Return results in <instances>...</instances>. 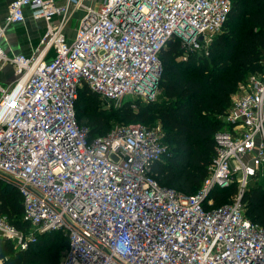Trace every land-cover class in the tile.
<instances>
[{
    "label": "built area",
    "instance_id": "built-area-1",
    "mask_svg": "<svg viewBox=\"0 0 264 264\" xmlns=\"http://www.w3.org/2000/svg\"><path fill=\"white\" fill-rule=\"evenodd\" d=\"M231 7V0L98 7L12 0L0 24V71L11 64L16 75L0 86V179L23 196L28 228L0 214V238L24 250L40 234L62 231L68 245L60 264H264V226L246 217L243 201L249 181L264 172V72L250 74L221 115L227 128L215 134L214 162L193 195L153 174L167 149L160 124L119 123L91 138L76 111L84 86L112 108L156 99L167 42L181 38L184 59L207 49ZM27 8L45 21L40 44L30 55L8 54L1 41ZM76 16L69 39L66 25ZM234 180L232 202L214 207L212 190Z\"/></svg>",
    "mask_w": 264,
    "mask_h": 264
},
{
    "label": "trees",
    "instance_id": "trees-1",
    "mask_svg": "<svg viewBox=\"0 0 264 264\" xmlns=\"http://www.w3.org/2000/svg\"><path fill=\"white\" fill-rule=\"evenodd\" d=\"M229 17L209 47L190 51L183 58L182 39L173 37L160 53L162 68L156 99L126 102L106 109L100 98L84 86L76 111L79 123L88 126L90 137L107 134L116 123L160 124L167 149L153 165L157 181L193 195L202 187L216 156L215 134L227 128L221 117L252 73L264 72V0H231ZM238 192L234 180L228 187H215L213 206L232 202ZM245 215L264 226V179L253 177L243 194ZM0 214L20 229L24 220L23 196L0 179ZM68 245L62 231H47L28 249L0 238L3 264H60Z\"/></svg>",
    "mask_w": 264,
    "mask_h": 264
},
{
    "label": "crops",
    "instance_id": "crops-1",
    "mask_svg": "<svg viewBox=\"0 0 264 264\" xmlns=\"http://www.w3.org/2000/svg\"><path fill=\"white\" fill-rule=\"evenodd\" d=\"M62 1V0H58ZM102 0H84L89 6L98 7ZM12 0H0V24L5 21L9 6ZM81 11L77 12L79 16ZM25 21L11 24L1 41V45L8 54L23 53L30 55L39 46L40 39L45 31V21L33 17L31 10H25ZM77 18V16H76ZM75 29V28H74ZM68 30H66V33ZM53 51H49L47 58L53 56ZM16 78L14 67L11 64H5L0 71V86H9ZM236 96V94L234 95ZM233 96V98H234ZM260 180L264 179V172L260 174Z\"/></svg>",
    "mask_w": 264,
    "mask_h": 264
},
{
    "label": "rangeland",
    "instance_id": "rangeland-1",
    "mask_svg": "<svg viewBox=\"0 0 264 264\" xmlns=\"http://www.w3.org/2000/svg\"><path fill=\"white\" fill-rule=\"evenodd\" d=\"M81 16V15H79ZM78 22H79V19L78 17H73L69 22L68 24L66 25L67 27V32H68V36H69V39H73L74 37V28H76L78 26ZM101 100V99H100ZM100 105L106 109H111L112 106H108L103 100H101L100 102ZM116 124H119V123H116Z\"/></svg>",
    "mask_w": 264,
    "mask_h": 264
},
{
    "label": "water",
    "instance_id": "water-1",
    "mask_svg": "<svg viewBox=\"0 0 264 264\" xmlns=\"http://www.w3.org/2000/svg\"><path fill=\"white\" fill-rule=\"evenodd\" d=\"M192 34H193V32L191 33V35H192ZM191 35H189L188 38H190ZM199 38H200V39H203V36L200 35Z\"/></svg>",
    "mask_w": 264,
    "mask_h": 264
}]
</instances>
